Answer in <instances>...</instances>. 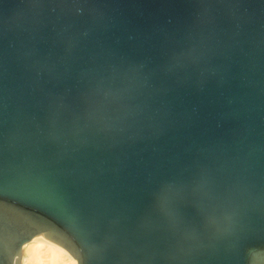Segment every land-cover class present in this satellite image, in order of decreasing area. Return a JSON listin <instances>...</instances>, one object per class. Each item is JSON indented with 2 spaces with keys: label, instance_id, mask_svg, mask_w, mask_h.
Segmentation results:
<instances>
[{
  "label": "water",
  "instance_id": "water-1",
  "mask_svg": "<svg viewBox=\"0 0 264 264\" xmlns=\"http://www.w3.org/2000/svg\"><path fill=\"white\" fill-rule=\"evenodd\" d=\"M264 264V0H0V264Z\"/></svg>",
  "mask_w": 264,
  "mask_h": 264
},
{
  "label": "bare ground",
  "instance_id": "bare-ground-1",
  "mask_svg": "<svg viewBox=\"0 0 264 264\" xmlns=\"http://www.w3.org/2000/svg\"><path fill=\"white\" fill-rule=\"evenodd\" d=\"M20 264H76V261L61 247L44 240H31L22 248ZM22 259V260H21Z\"/></svg>",
  "mask_w": 264,
  "mask_h": 264
},
{
  "label": "rangeland",
  "instance_id": "rangeland-1",
  "mask_svg": "<svg viewBox=\"0 0 264 264\" xmlns=\"http://www.w3.org/2000/svg\"><path fill=\"white\" fill-rule=\"evenodd\" d=\"M22 255H23V254H22ZM22 255H21V256H22ZM21 258H22V257H21ZM21 260H22V259H21ZM21 264H22V261H21Z\"/></svg>",
  "mask_w": 264,
  "mask_h": 264
}]
</instances>
